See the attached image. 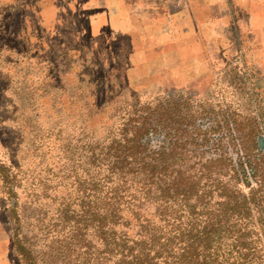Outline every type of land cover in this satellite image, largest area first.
<instances>
[{"label": "rangeland", "instance_id": "374dc122", "mask_svg": "<svg viewBox=\"0 0 264 264\" xmlns=\"http://www.w3.org/2000/svg\"><path fill=\"white\" fill-rule=\"evenodd\" d=\"M32 1L0 0V264H117L115 235L189 222L199 234L219 215L224 264H264L253 70L219 62L196 82L145 86L38 36ZM175 170L197 180L191 212L160 192Z\"/></svg>", "mask_w": 264, "mask_h": 264}, {"label": "crops", "instance_id": "0c3cea01", "mask_svg": "<svg viewBox=\"0 0 264 264\" xmlns=\"http://www.w3.org/2000/svg\"><path fill=\"white\" fill-rule=\"evenodd\" d=\"M32 3L37 20L47 21L39 23L38 36L111 75L123 67L145 86L196 82L219 62L235 61L264 87V0Z\"/></svg>", "mask_w": 264, "mask_h": 264}, {"label": "trees", "instance_id": "16d2710c", "mask_svg": "<svg viewBox=\"0 0 264 264\" xmlns=\"http://www.w3.org/2000/svg\"><path fill=\"white\" fill-rule=\"evenodd\" d=\"M168 155L164 150L159 151V156ZM124 160H119L116 165ZM161 163H146L145 169L152 172L160 168V172L167 169V160ZM140 165H137V169ZM205 169V168H204ZM187 171L175 170L173 178L162 182L159 187L161 194L171 192L170 195H182L186 206L190 204L197 180L192 178ZM115 191L117 190L114 189ZM114 208L111 209V212ZM106 216V215H104ZM222 215L215 220L206 222L201 231L196 230L191 222L187 225H171L162 229L154 224L141 226L137 232V239H132L131 244L125 233L114 236V247L119 252L117 264H224L227 257L221 253V234L225 232ZM217 245L214 246L213 243ZM233 247H237L234 244ZM230 264H243L234 259Z\"/></svg>", "mask_w": 264, "mask_h": 264}, {"label": "water", "instance_id": "95a60500", "mask_svg": "<svg viewBox=\"0 0 264 264\" xmlns=\"http://www.w3.org/2000/svg\"><path fill=\"white\" fill-rule=\"evenodd\" d=\"M259 145H260V146H263V141H262L261 138H259Z\"/></svg>", "mask_w": 264, "mask_h": 264}]
</instances>
